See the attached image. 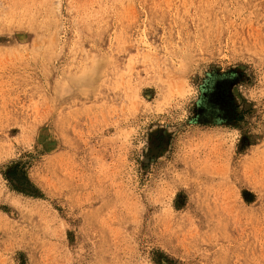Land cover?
Here are the masks:
<instances>
[{"label": "rangeland", "instance_id": "rangeland-1", "mask_svg": "<svg viewBox=\"0 0 264 264\" xmlns=\"http://www.w3.org/2000/svg\"><path fill=\"white\" fill-rule=\"evenodd\" d=\"M0 264H264V0H0Z\"/></svg>", "mask_w": 264, "mask_h": 264}, {"label": "trees", "instance_id": "trees-1", "mask_svg": "<svg viewBox=\"0 0 264 264\" xmlns=\"http://www.w3.org/2000/svg\"><path fill=\"white\" fill-rule=\"evenodd\" d=\"M202 114L204 115L205 121H209V120L214 121V119H211V117H208L207 115H205V113Z\"/></svg>", "mask_w": 264, "mask_h": 264}, {"label": "bare ground", "instance_id": "bare-ground-1", "mask_svg": "<svg viewBox=\"0 0 264 264\" xmlns=\"http://www.w3.org/2000/svg\"><path fill=\"white\" fill-rule=\"evenodd\" d=\"M214 164V163H213Z\"/></svg>", "mask_w": 264, "mask_h": 264}]
</instances>
